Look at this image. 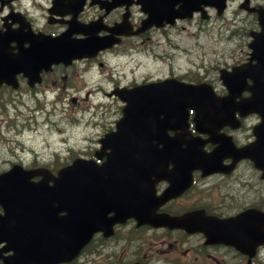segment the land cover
Listing matches in <instances>:
<instances>
[{
  "label": "flooded vegetation",
  "instance_id": "flooded-vegetation-1",
  "mask_svg": "<svg viewBox=\"0 0 264 264\" xmlns=\"http://www.w3.org/2000/svg\"><path fill=\"white\" fill-rule=\"evenodd\" d=\"M207 1L211 4L205 0H0V33L7 46L12 52L34 48L20 54L27 68L15 72L16 86L3 83L0 92H20L37 99L71 96L73 103L78 95L98 93L113 105L108 107L109 118L93 119L94 134L88 144L67 152L62 160L55 153L44 158L29 145L38 136L43 139L45 132L53 152V128L47 130L43 125L39 131L31 122L7 123L2 138L18 150L9 146L6 151L16 157L0 171L17 163L54 174L79 156L102 163L101 139L115 129L121 115L119 96L136 85L174 78L205 82L216 96H225L229 91L219 71L240 65L239 84L232 92L235 100L256 94L254 111L236 104L216 106L212 115L196 114L199 108L205 110L202 105L187 108L185 133L182 121L180 128L175 125L164 133L196 140L194 149L143 154L145 158L181 159L175 164L165 160L155 168L158 205L150 211V221L161 218L170 223L137 224L128 217L114 224L108 235L94 233L76 256L59 264H264V0H223L221 14L216 0ZM215 18L220 19L218 25L229 28L227 36L235 40L234 47L222 54L223 61L211 65L212 71L204 65L203 71L198 66L194 72L173 67V49L181 46L182 33L197 38L199 32L215 27ZM52 39L66 45L85 43V54L49 62L47 47ZM142 57L158 66L157 73L154 68L135 74ZM152 140L161 149V140L156 136ZM253 141L254 154L237 149ZM171 186L175 190L165 195ZM6 246L2 239L0 264L14 261L16 251Z\"/></svg>",
  "mask_w": 264,
  "mask_h": 264
},
{
  "label": "water",
  "instance_id": "water-1",
  "mask_svg": "<svg viewBox=\"0 0 264 264\" xmlns=\"http://www.w3.org/2000/svg\"><path fill=\"white\" fill-rule=\"evenodd\" d=\"M84 46L82 42L71 43L61 49L53 44L49 56H79ZM17 61L18 53L9 52L0 37V82H11ZM235 75L223 74L222 78L229 86V81ZM143 89L145 91L138 93L143 95V100L137 103L129 100L131 103L124 107L125 116L117 125L118 131L107 135L105 146L110 147L111 154L102 165H97L93 160L77 159L59 169L57 175L42 174L37 181L30 180L36 170L31 173L13 167L0 174V203L10 230L7 233L9 249L17 251L13 257L15 263L25 257L23 251L37 252L39 264L66 260L96 230L106 232L112 223L127 216H134L138 223L146 221V191L137 187L145 174L143 167L120 169L117 165L119 161L125 162L124 152L138 146L132 143L130 131L144 130L152 118L169 121L172 113L181 110L182 119L185 120L186 107L204 105L215 111L219 104H234L231 102L233 95L216 99L207 90L208 86L203 84L175 86L164 81ZM238 103L254 111L255 95ZM159 114H163L162 117L158 118ZM173 144L176 143L168 142L165 151L169 152ZM241 151L255 152L256 146L253 143ZM110 210L113 215L106 218L104 215Z\"/></svg>",
  "mask_w": 264,
  "mask_h": 264
},
{
  "label": "rangeland",
  "instance_id": "rangeland-1",
  "mask_svg": "<svg viewBox=\"0 0 264 264\" xmlns=\"http://www.w3.org/2000/svg\"><path fill=\"white\" fill-rule=\"evenodd\" d=\"M234 7L232 4L226 12V16H230V10ZM214 28L208 32H199L197 38L187 36L182 33L180 39V47L173 49L174 58L172 66L180 68L182 72L196 71L199 66V71L207 68L212 71L211 65L216 62H222V54L228 52L234 47L235 40L233 37L227 36L229 28L220 26V19ZM170 51V48H167ZM229 58H226V61ZM139 67L136 66L135 74H144L145 71H150L156 68L154 73H157L158 66H155L151 60L142 57ZM204 65V68H201ZM166 69H169V64ZM71 96H52L34 97L20 92L4 91L0 92V168L5 167L9 161L13 160L16 155L6 151L9 146H13L6 139L2 138L5 133V125L14 121L18 124L31 122L32 128L37 127L42 131L44 125L47 130L53 128V152L47 144L50 143L48 136L44 132V138L40 136L34 138L29 145L37 148L40 154L46 158L55 153V157L62 160L67 152L79 151L82 147L88 144V137L94 134V121L105 120L108 117V107H112L111 99L101 94L93 95H78L77 101L73 104L70 101ZM103 101L106 107H97L99 112H95L94 103ZM104 110V113L102 112ZM94 117V118H93ZM16 127H20L17 125ZM18 150L17 146L12 147ZM49 148V149H47ZM57 159V158H56Z\"/></svg>",
  "mask_w": 264,
  "mask_h": 264
}]
</instances>
